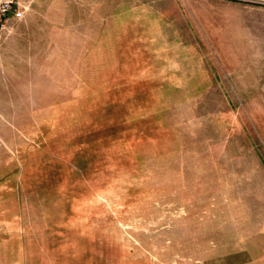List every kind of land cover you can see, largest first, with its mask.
I'll use <instances>...</instances> for the list:
<instances>
[{"label":"rangeland","instance_id":"374dc122","mask_svg":"<svg viewBox=\"0 0 264 264\" xmlns=\"http://www.w3.org/2000/svg\"><path fill=\"white\" fill-rule=\"evenodd\" d=\"M19 2L0 264H264V0Z\"/></svg>","mask_w":264,"mask_h":264},{"label":"built area","instance_id":"2783aa9c","mask_svg":"<svg viewBox=\"0 0 264 264\" xmlns=\"http://www.w3.org/2000/svg\"><path fill=\"white\" fill-rule=\"evenodd\" d=\"M24 15L19 0H0V33L11 18L20 19Z\"/></svg>","mask_w":264,"mask_h":264}]
</instances>
